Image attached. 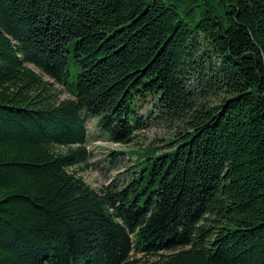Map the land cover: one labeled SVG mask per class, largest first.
I'll return each instance as SVG.
<instances>
[{
	"label": "trees",
	"instance_id": "1",
	"mask_svg": "<svg viewBox=\"0 0 264 264\" xmlns=\"http://www.w3.org/2000/svg\"><path fill=\"white\" fill-rule=\"evenodd\" d=\"M139 103L170 144L96 190ZM0 264H264V0H0Z\"/></svg>",
	"mask_w": 264,
	"mask_h": 264
},
{
	"label": "rangeland",
	"instance_id": "2",
	"mask_svg": "<svg viewBox=\"0 0 264 264\" xmlns=\"http://www.w3.org/2000/svg\"><path fill=\"white\" fill-rule=\"evenodd\" d=\"M39 71V70H38ZM59 87V86H58ZM60 89V98H72V94L64 89ZM142 117V124L136 130V137L130 144L114 142L98 124L97 117L88 115L86 125L88 131L87 147L90 151L89 167L82 169L74 167L77 175L96 190L104 187L116 188L126 182L127 175L135 169V161L146 146H154L160 152L162 148L170 144V128L166 120L152 113L147 118V105L138 104Z\"/></svg>",
	"mask_w": 264,
	"mask_h": 264
}]
</instances>
